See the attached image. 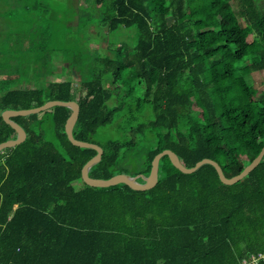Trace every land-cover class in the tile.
I'll return each instance as SVG.
<instances>
[{"label":"trees","instance_id":"obj_1","mask_svg":"<svg viewBox=\"0 0 264 264\" xmlns=\"http://www.w3.org/2000/svg\"><path fill=\"white\" fill-rule=\"evenodd\" d=\"M70 1L0 0V143L17 136L4 111L76 100L75 138L104 149L95 178L143 183L165 149L187 167L211 158L227 177L258 156L264 0ZM59 58L67 77L55 81ZM71 113L13 117L27 139L0 151V264H242L264 254V158L233 185L211 164L187 174L165 155L149 190L93 187L82 169L97 150L70 141Z\"/></svg>","mask_w":264,"mask_h":264},{"label":"water","instance_id":"obj_2","mask_svg":"<svg viewBox=\"0 0 264 264\" xmlns=\"http://www.w3.org/2000/svg\"><path fill=\"white\" fill-rule=\"evenodd\" d=\"M55 106H65V107L71 108L72 110V113L66 122V132L68 134L70 141L76 146L85 147V148H93L97 150V154L94 157H92L84 165L82 169V177H83L84 182L93 187H108V186L123 183V184L130 186L132 189H135V190H149L155 187L158 183L160 160L165 155L169 156L171 162L177 169L187 174L196 172L204 164H211L216 168L219 174V177L223 183L227 185H233L239 182L240 180L244 179L246 176H248L249 173H251L260 164V162L264 158V147H263L260 153L258 154V156L249 165H247L241 173L233 177H227L224 174V171L221 165L217 161L211 158H204L198 161L195 164V166L187 167L182 163L180 157L178 156L176 152H174L171 149H165L155 156L152 162V168H151L150 174L147 177L143 178L144 180L143 183H140L137 181L138 176H131L126 173L116 174L109 179L95 178L89 175V170L93 165H95L97 162H99L102 159L104 149L99 144L84 141V140H79L75 138L74 127L77 123V120L80 114V104L76 100H71V101L50 100L41 106L30 108V109H20V110L8 109L4 111L3 112L4 120L16 130L17 136L16 138H12L8 141L0 143V151L6 148H13L23 143L27 139L26 130L21 124L14 121L13 117L20 116V115L26 116L30 114L41 113Z\"/></svg>","mask_w":264,"mask_h":264},{"label":"rangeland","instance_id":"obj_3","mask_svg":"<svg viewBox=\"0 0 264 264\" xmlns=\"http://www.w3.org/2000/svg\"><path fill=\"white\" fill-rule=\"evenodd\" d=\"M80 2H81V4H85V0H79ZM259 2V1H258ZM73 3H76V0H71L70 1V10H72L73 9ZM226 12L228 13V15L231 17V18H233V15L231 14V11H230V8L229 7H227V9H226ZM168 17H169V22L171 23L172 22V19H171V15H170V11H168ZM74 26L76 25V24H73ZM82 25H83V22H81L80 23V25H79V28H77V29H74V28H72V29H74V31L75 32H77L78 30L80 31V32H83V27H82ZM1 34H0V43H1V41H2V38H1ZM1 46V45H0ZM3 46V45H2ZM27 50L28 49H31L32 51H31V53L33 54L32 56L34 57V59H36V58H38L37 56L38 55H34L36 52H39L40 50H41V47H39L38 45H36V44H33L32 46H29V47H27L26 48ZM8 50V48H6V51ZM47 53H50V52H47ZM0 60H2V61H4L5 60V57H4V55H0ZM31 60V58H29V61ZM49 61H47V60H45V61H47V63H48V65H50L51 64V58H49L48 59ZM28 61V62H29ZM11 63H13V62H11ZM58 63H59V71L57 72V75L55 76V77H52L51 79H53V80H55V81H57V80H61L62 78L64 79V78H66L67 77V75H66V73L64 72L65 71V68H66V66L68 65V64H66V62L62 59V58H59L58 59ZM38 65H40V64H38ZM23 70V69H22ZM24 71V70H23ZM38 71H39V68L37 67V69H32V68H30L29 66H28V71H26L27 73H28V76L27 77H35V74H37L38 73ZM25 72V71H24ZM254 75L252 76V80H253V82L255 83V87L258 89V91L259 92H261L262 90H264V71H257V72H254L253 73ZM71 78L76 82V84H77V86H79L80 84V82H79V80H78V78L77 77H75V76H71ZM53 108V107H52ZM51 108V109H52ZM106 135L108 136V133H106ZM80 185V183H78V186Z\"/></svg>","mask_w":264,"mask_h":264},{"label":"built area","instance_id":"obj_4","mask_svg":"<svg viewBox=\"0 0 264 264\" xmlns=\"http://www.w3.org/2000/svg\"><path fill=\"white\" fill-rule=\"evenodd\" d=\"M261 260H264V254L260 253L258 256H253L252 259H245L242 264H259Z\"/></svg>","mask_w":264,"mask_h":264}]
</instances>
